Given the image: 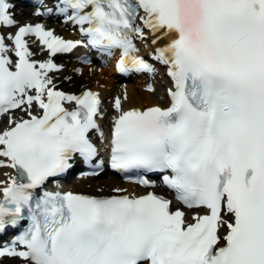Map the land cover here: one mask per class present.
Segmentation results:
<instances>
[{
  "label": "snow or ice",
  "instance_id": "6c2138e0",
  "mask_svg": "<svg viewBox=\"0 0 264 264\" xmlns=\"http://www.w3.org/2000/svg\"><path fill=\"white\" fill-rule=\"evenodd\" d=\"M27 6L82 39L20 24ZM138 45L166 70L169 105L115 97L108 164L145 188L156 174L183 209L155 191L57 183L77 162L103 170L91 134L104 138V113L99 93L58 89L55 58L85 46L119 52L122 74H155ZM0 169L13 170L0 179V264H264V0H0Z\"/></svg>",
  "mask_w": 264,
  "mask_h": 264
},
{
  "label": "bare ground",
  "instance_id": "6f19581e",
  "mask_svg": "<svg viewBox=\"0 0 264 264\" xmlns=\"http://www.w3.org/2000/svg\"><path fill=\"white\" fill-rule=\"evenodd\" d=\"M17 15L16 18L23 20L25 16H33L31 9H28L27 15H20L19 8L16 9ZM37 19V18H35ZM40 20V19H37ZM53 28L54 31L63 33L65 29L49 25ZM32 50H36L38 44L32 43ZM73 53L65 54L62 56H58V60L64 64L62 70L55 74V83L57 87H62L63 89H67L68 91H76L80 92L83 87L91 86L93 88H98L102 96H105L104 99L108 98L112 95H120L121 98L125 94H127V100H123L124 109L128 108H143L145 106H149L155 103L167 104V101L164 99V95L160 91H152L149 92L144 90L143 84L137 85L133 84H122L119 86L114 85V77L111 75L110 71L105 72V68L96 66L94 64L90 66L82 65L77 61V57L72 56ZM41 56V55H40ZM80 65L82 70L80 74L75 73V66ZM70 77V79H68ZM139 80V79H138ZM114 85V87H112ZM145 86V84H144ZM157 89V86H156ZM111 112H115L112 105L108 107ZM3 172L13 173L11 169H0V179H3ZM105 177L95 178V177H84L78 178L77 176H73L71 178L70 183L66 184L67 189H71L79 192H88L93 194H107L110 188H120L125 189L126 191L138 189L133 184H129L127 182L121 181L118 177L113 175L108 170H104ZM114 193V192H111Z\"/></svg>",
  "mask_w": 264,
  "mask_h": 264
},
{
  "label": "rangeland",
  "instance_id": "374dc122",
  "mask_svg": "<svg viewBox=\"0 0 264 264\" xmlns=\"http://www.w3.org/2000/svg\"><path fill=\"white\" fill-rule=\"evenodd\" d=\"M77 73H78V72H77ZM79 73H80V72H79ZM79 73H78V74H79ZM124 83L127 84V82H124ZM128 83H131V82H128ZM116 86H118V85H116ZM157 91H161V92H162L163 90L161 89V87H158V90H157ZM105 176H106L105 174H101V175H100V177H105ZM100 177H99V178H100ZM97 179H98V178H97ZM110 192H113L112 188H110V189L108 190L107 193H110Z\"/></svg>",
  "mask_w": 264,
  "mask_h": 264
}]
</instances>
